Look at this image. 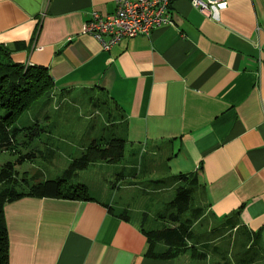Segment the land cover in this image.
I'll list each match as a JSON object with an SVG mask.
<instances>
[{
  "label": "crops",
  "instance_id": "1",
  "mask_svg": "<svg viewBox=\"0 0 264 264\" xmlns=\"http://www.w3.org/2000/svg\"><path fill=\"white\" fill-rule=\"evenodd\" d=\"M114 10V0H0V46L13 63L46 67L55 93L106 94L125 148H165L173 175L197 177L209 236L161 257L142 216H118L103 197L24 195L3 205L8 264H225L236 243L253 264L264 254V0H224L215 18L170 0L172 24L104 50L81 28Z\"/></svg>",
  "mask_w": 264,
  "mask_h": 264
},
{
  "label": "rangeland",
  "instance_id": "2",
  "mask_svg": "<svg viewBox=\"0 0 264 264\" xmlns=\"http://www.w3.org/2000/svg\"><path fill=\"white\" fill-rule=\"evenodd\" d=\"M64 95V93H55L52 88L48 94L39 98L18 117L14 123L15 126L31 127L38 133H29L24 136L21 133L17 137L18 144L14 150L0 151V164L6 161L17 162L24 156L21 164H17V169L19 175L25 177L31 184L56 177L69 179L66 186L81 182L87 185L90 196L98 199L105 198L108 207L114 206L117 210L127 208L129 215L135 220L141 219L143 213H148V223L152 228L170 226L171 223L166 218L159 223L154 220L157 216L167 215L170 211L167 202L175 194L176 184H173L171 169L175 172L178 168L174 161L170 163L171 167L167 164L169 161H167V150L164 148L163 151L158 152L159 154L152 156L146 153L144 146L137 148L126 146L124 158L118 163H101L92 159L87 162L86 168L79 166L70 168L74 161L95 150L90 149L94 140L101 143L116 134L115 131L118 128L116 123L114 125L106 123L109 112H112L115 120L119 115L104 93L76 89ZM89 97L93 98V102L89 100ZM46 115L49 118H45ZM132 151L135 153L133 154ZM142 154L144 156L141 158ZM124 164H133L137 172L142 167L139 176H132L127 170L128 176H125L116 188L115 174ZM144 165L151 166L146 170H152L145 172V176L142 173ZM67 170H71L72 174L67 175ZM157 178L163 185L160 189H155L150 183V180ZM10 187V185L0 186V190ZM198 201L196 199V203ZM212 219V215H205L204 221H201L194 230L205 236L206 227L211 225ZM226 238L233 240L232 237ZM225 245H228L227 240H224L222 246ZM227 249L231 264L243 263L241 259L244 254H241L238 243L227 246ZM247 253L251 255L252 252ZM207 259L211 264L213 263L212 257ZM208 261H204V264H208ZM253 264H264V254L256 257Z\"/></svg>",
  "mask_w": 264,
  "mask_h": 264
},
{
  "label": "trees",
  "instance_id": "3",
  "mask_svg": "<svg viewBox=\"0 0 264 264\" xmlns=\"http://www.w3.org/2000/svg\"><path fill=\"white\" fill-rule=\"evenodd\" d=\"M52 88H54V82L46 67L13 63L9 57V49L5 46H0V151L5 149L14 150L15 146L18 144L17 137L20 136L21 133H23V136L29 133H38L34 128L26 126L19 127L15 126L14 123L22 113L28 110L43 95L48 94ZM89 100L93 102V98L89 97ZM113 107L115 109V105ZM44 117L49 118L47 115ZM114 123L118 126L117 131H115L116 134H113L111 138L101 143L94 140L90 149L95 150L90 152L91 155L90 153L83 155L81 158L74 161L70 168L72 166L86 168L87 162L92 159L101 163H118L124 158L126 139L121 133L122 126L118 118L115 120L112 112H109L106 124L114 125ZM146 153L152 156L157 154L149 150H147ZM32 154L34 155V153ZM143 156L142 154L141 158ZM22 157H20L17 162L6 161L0 164V186H11L10 188L0 190V264H8V237L3 220V205L6 201L24 195L93 199L88 193L87 185L81 182H75L66 186L69 179L64 177L46 179L33 184L29 183L25 177L19 175V170L17 169V164H21ZM148 167L151 166H143V176H145V172L152 171L151 169L146 170ZM127 170L130 171L132 176H139L140 170L137 172L133 164L122 165L121 170L117 171L115 174L116 188L119 187L118 183L123 180L125 176H128L126 173ZM66 174L71 175V170H67ZM172 178L174 180L173 184L176 185L175 194L167 202L170 211L166 216L161 215L155 218L160 221H164L166 218L171 225H163L161 228H146L145 224L148 222L149 216L148 213L142 214L143 220L141 226L146 231L147 235L151 240L162 242L165 245L163 249H158L157 251L159 253L158 256L161 257H170L180 252H185L193 246V243L190 244L189 241L194 242L199 238L206 239L207 235L209 236L207 232L204 236V234H198L194 230L195 224L204 221L205 216L204 208L196 203L195 190L197 177L187 174H172ZM160 182L159 178L150 180V183L155 189L163 187ZM12 185L15 186L13 187ZM65 189L67 191H64ZM109 209L118 216L130 217L127 208L117 210L114 206H109ZM196 234L198 235L195 236ZM228 255L229 254H226L225 264H231ZM241 261L243 263L239 264H249L252 260L247 259L244 255Z\"/></svg>",
  "mask_w": 264,
  "mask_h": 264
},
{
  "label": "built area",
  "instance_id": "4",
  "mask_svg": "<svg viewBox=\"0 0 264 264\" xmlns=\"http://www.w3.org/2000/svg\"><path fill=\"white\" fill-rule=\"evenodd\" d=\"M194 8L208 18H215L224 0H189ZM115 10L100 14L92 12L81 28L83 34L95 37L104 50L123 38L148 36L155 27L172 24L170 0H114Z\"/></svg>",
  "mask_w": 264,
  "mask_h": 264
}]
</instances>
